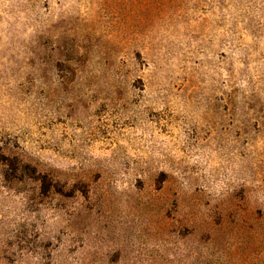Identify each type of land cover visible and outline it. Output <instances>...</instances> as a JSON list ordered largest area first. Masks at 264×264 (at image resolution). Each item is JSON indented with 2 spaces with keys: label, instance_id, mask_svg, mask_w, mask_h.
<instances>
[{
  "label": "rangeland",
  "instance_id": "obj_1",
  "mask_svg": "<svg viewBox=\"0 0 264 264\" xmlns=\"http://www.w3.org/2000/svg\"><path fill=\"white\" fill-rule=\"evenodd\" d=\"M0 264H264V0H0Z\"/></svg>",
  "mask_w": 264,
  "mask_h": 264
}]
</instances>
